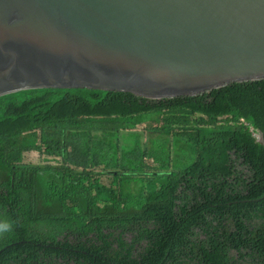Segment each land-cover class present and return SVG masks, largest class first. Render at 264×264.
<instances>
[{
  "label": "trees",
  "instance_id": "trees-1",
  "mask_svg": "<svg viewBox=\"0 0 264 264\" xmlns=\"http://www.w3.org/2000/svg\"><path fill=\"white\" fill-rule=\"evenodd\" d=\"M242 121L264 141V80L162 100L85 89L1 96L0 224L11 228L0 233V264H264V146ZM137 127L160 139L143 148ZM123 132L135 147L120 150ZM171 148L191 152V164L178 167ZM31 152L45 164H24ZM147 159L156 172L144 173Z\"/></svg>",
  "mask_w": 264,
  "mask_h": 264
},
{
  "label": "water",
  "instance_id": "water-1",
  "mask_svg": "<svg viewBox=\"0 0 264 264\" xmlns=\"http://www.w3.org/2000/svg\"><path fill=\"white\" fill-rule=\"evenodd\" d=\"M261 80L264 0H0V97L85 89L162 100Z\"/></svg>",
  "mask_w": 264,
  "mask_h": 264
},
{
  "label": "rangeland",
  "instance_id": "rangeland-1",
  "mask_svg": "<svg viewBox=\"0 0 264 264\" xmlns=\"http://www.w3.org/2000/svg\"><path fill=\"white\" fill-rule=\"evenodd\" d=\"M152 128H159V125L157 126L156 124H152ZM136 132H139L142 134V147L144 148H148L149 144H148V139L152 137V139H156L158 140V135L157 134H150V132L146 131L144 132L142 127H137L136 128ZM121 136V144H120V150H122L123 147H132L135 145L136 141H137V137L135 133H128L125 134L124 132L120 135ZM160 139V138H159ZM126 142V143H125ZM136 146V145H135ZM134 146V147H135ZM162 150H165V147H162ZM167 150V148H166ZM170 154L173 156L172 158L174 159V161H176V165L178 167H185L191 164V162L194 159V156L191 152H188L186 150H182V151H178L175 149L171 148V152ZM50 162V165H56V161L49 159L48 160ZM23 163L24 164H30L32 166H37V165H44L45 162L42 159V155L37 154L36 152H31V153H25L23 155ZM145 165L150 169V170H146L144 169V173H154L156 172V169L158 168V165L156 163H154L151 159H147L145 161ZM243 172H245V169H242ZM100 172V168L98 169H93L91 171V173L93 174V177L98 178L100 180V182L105 185V186H109L112 182V177L111 174L105 173L101 176H96L98 173ZM137 178V177H136ZM139 179H143V176H138ZM144 185V184H143ZM130 190L136 189L137 187L135 186V184H130L129 185ZM126 240H129V237H126Z\"/></svg>",
  "mask_w": 264,
  "mask_h": 264
},
{
  "label": "built area",
  "instance_id": "built-area-1",
  "mask_svg": "<svg viewBox=\"0 0 264 264\" xmlns=\"http://www.w3.org/2000/svg\"><path fill=\"white\" fill-rule=\"evenodd\" d=\"M242 126L245 127V129L248 131L250 136L255 140L256 143L261 144L262 141V135L261 133L252 127L248 122L242 121Z\"/></svg>",
  "mask_w": 264,
  "mask_h": 264
},
{
  "label": "clouds",
  "instance_id": "clouds-1",
  "mask_svg": "<svg viewBox=\"0 0 264 264\" xmlns=\"http://www.w3.org/2000/svg\"><path fill=\"white\" fill-rule=\"evenodd\" d=\"M11 228V225L8 223L0 224V233L6 232ZM241 261H248L247 259L241 260Z\"/></svg>",
  "mask_w": 264,
  "mask_h": 264
}]
</instances>
